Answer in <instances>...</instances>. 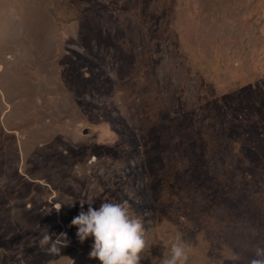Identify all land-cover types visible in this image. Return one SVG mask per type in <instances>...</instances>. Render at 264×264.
I'll return each mask as SVG.
<instances>
[{"label":"rangeland","instance_id":"1","mask_svg":"<svg viewBox=\"0 0 264 264\" xmlns=\"http://www.w3.org/2000/svg\"><path fill=\"white\" fill-rule=\"evenodd\" d=\"M122 200L141 264L264 247V0H0V264H100L71 221Z\"/></svg>","mask_w":264,"mask_h":264},{"label":"clouds","instance_id":"2","mask_svg":"<svg viewBox=\"0 0 264 264\" xmlns=\"http://www.w3.org/2000/svg\"><path fill=\"white\" fill-rule=\"evenodd\" d=\"M85 203L89 205L87 211L83 210ZM92 204L91 201H80L81 211L71 221V226L77 228L80 243L93 238L90 257L98 259L100 264H141L150 245L147 229L132 211L130 202L103 201L98 209ZM61 208L60 204L55 206L57 212ZM53 235L42 233L39 245L48 255L58 256L70 241L66 233L55 235V238ZM189 251L186 242L177 236L175 242L164 249L161 264H187ZM231 261L233 264L240 261L239 253H234ZM247 264H264V247L256 246Z\"/></svg>","mask_w":264,"mask_h":264}]
</instances>
